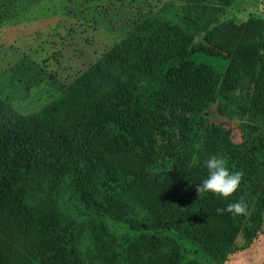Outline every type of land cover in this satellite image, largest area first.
Instances as JSON below:
<instances>
[{
	"label": "trees",
	"instance_id": "16d2710c",
	"mask_svg": "<svg viewBox=\"0 0 264 264\" xmlns=\"http://www.w3.org/2000/svg\"><path fill=\"white\" fill-rule=\"evenodd\" d=\"M191 2L143 22L32 115L0 97V228L23 240L19 256L0 238V264H180L175 238L117 234L103 214L228 259L264 205V145L201 147L204 113L264 72V19L214 25L219 7ZM212 155L244 173L228 198L196 191ZM241 197L247 215L217 212Z\"/></svg>",
	"mask_w": 264,
	"mask_h": 264
},
{
	"label": "rangeland",
	"instance_id": "374dc122",
	"mask_svg": "<svg viewBox=\"0 0 264 264\" xmlns=\"http://www.w3.org/2000/svg\"><path fill=\"white\" fill-rule=\"evenodd\" d=\"M194 1L219 7L214 25L264 19V0H0V97L32 115L143 22ZM204 118L203 148L234 156L264 145V72L249 69L236 88L220 90ZM101 218L117 234L175 238L180 264H264L260 199L223 263L172 231H132L108 215ZM0 238L21 256L23 240L13 228H0Z\"/></svg>",
	"mask_w": 264,
	"mask_h": 264
},
{
	"label": "clouds",
	"instance_id": "9594fccd",
	"mask_svg": "<svg viewBox=\"0 0 264 264\" xmlns=\"http://www.w3.org/2000/svg\"><path fill=\"white\" fill-rule=\"evenodd\" d=\"M204 164L208 170V176L197 185L198 194L211 192L213 194L228 198L232 196L241 185L244 178L242 171L230 172L227 161L223 156L212 155ZM231 213L233 216L248 214V205L243 197L238 201L229 203L226 208H218V213Z\"/></svg>",
	"mask_w": 264,
	"mask_h": 264
}]
</instances>
